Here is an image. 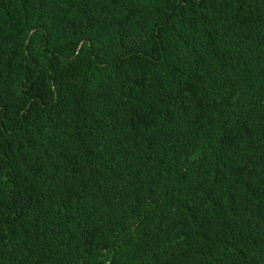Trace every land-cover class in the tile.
I'll list each match as a JSON object with an SVG mask.
<instances>
[{
  "label": "trees",
  "instance_id": "trees-1",
  "mask_svg": "<svg viewBox=\"0 0 264 264\" xmlns=\"http://www.w3.org/2000/svg\"><path fill=\"white\" fill-rule=\"evenodd\" d=\"M0 264H264V0H0Z\"/></svg>",
  "mask_w": 264,
  "mask_h": 264
}]
</instances>
